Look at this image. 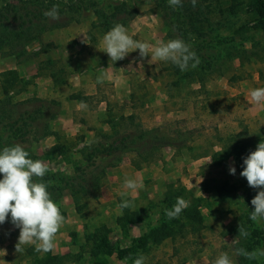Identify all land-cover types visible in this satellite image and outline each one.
<instances>
[{
	"label": "rangeland",
	"instance_id": "374dc122",
	"mask_svg": "<svg viewBox=\"0 0 264 264\" xmlns=\"http://www.w3.org/2000/svg\"><path fill=\"white\" fill-rule=\"evenodd\" d=\"M11 1L0 0V7ZM94 1L107 14L116 1L136 6L138 14L125 26L135 39L155 44L179 37L198 57L210 61L219 51L228 53L212 71H201L203 61L186 71L171 62H149L151 56L142 58L139 50L113 63L102 51V38L109 30L100 17L86 12L77 23L44 32L27 45L26 57L0 55V73H17L9 93L14 102L39 98L61 104V113L50 123L57 137H46L28 149L30 158L61 174L57 179L73 175L89 146L101 141L102 135L158 127L169 137L174 130L182 133L181 142L152 150L148 160L127 153L104 173L93 171L84 187L61 188L60 181H51L49 187L61 192L52 198L66 223L56 237V248L48 253L59 264H128L122 251L158 226L178 195L190 202L187 209L199 212L200 223L186 221L180 214L181 229L158 243H141L135 258L143 254L146 264H214L221 252H228L238 264L243 256L233 251L245 249L253 228L262 235L263 249L264 222H253L251 227L246 217L255 188L240 175L243 159L264 141V107L250 97L251 89L264 87V32L253 28L260 18L249 13L251 1L240 0L241 7L222 26H217L218 17L210 24L191 18L188 29L185 23L178 25L183 15L168 0ZM102 68L107 75L97 83ZM81 102L87 107H79ZM54 145L58 150L51 152ZM127 164L131 167L124 177L113 174ZM230 166L236 168L235 175L230 174ZM126 178L139 179L143 187L132 194L123 187ZM121 192L128 195L122 198ZM122 199H130L133 206L120 209ZM134 216L135 223L129 220ZM239 225L250 233L247 238L239 237ZM19 231L10 215L0 225V251L6 252H0V264H38L46 256L34 245H23L17 253Z\"/></svg>",
	"mask_w": 264,
	"mask_h": 264
},
{
	"label": "trees",
	"instance_id": "16d2710c",
	"mask_svg": "<svg viewBox=\"0 0 264 264\" xmlns=\"http://www.w3.org/2000/svg\"><path fill=\"white\" fill-rule=\"evenodd\" d=\"M250 1L253 7L249 13L258 15V18H260L253 28L264 32V1ZM156 4L159 6V3L156 2ZM54 5H58L61 17L59 21H53L44 16V12L50 10ZM182 5V7H177L179 15H183L181 19L183 21H179L178 25L182 26V23H185L187 29L191 23V18L202 24L206 21L210 24L212 19L218 17V23L220 24L217 26H222L231 17L229 15L235 14L238 8L241 7L240 0H197L195 7L192 6L190 0H182ZM86 12H92L94 15L100 17L104 28L110 30L116 23L126 26L138 14V8L126 3V1H116L111 4V12L107 14L100 4L94 0H12L0 7V55L22 59L28 54L26 51L27 45L39 40L44 32L60 28L70 22L77 23ZM165 14L167 17H174L176 20L175 16H168V12L165 11ZM175 22H172V25ZM174 27L177 26L175 25ZM199 39L203 40V36L199 35ZM230 39L233 40L234 38ZM210 45H213V43ZM235 51V48L234 50L231 49L229 54ZM227 53L225 50V52L219 51L213 54L214 59L212 61L199 56L200 62L203 61V64L199 65V68L202 69L201 71H204L205 68L212 71L216 67L218 59H221ZM16 82L17 73L15 71L0 73V89L3 94V97L0 99V150L4 146L20 143L25 145L28 151L29 146L34 142H38L46 137H57V133L51 129L50 123L61 113V104L53 99L43 100L39 98H29L14 102L9 93L14 89ZM71 99L78 101L83 98L71 96ZM101 137V141L89 146V151L83 157V163L75 167L73 175L62 176L60 179H57L61 174L49 171L43 178V182L60 181L61 188L74 185L84 187V183L90 173L93 171L104 173L108 168L113 167L119 162L127 153H134L148 160L152 150H157L162 146H172L182 141L181 131L174 130L169 137L159 127L151 130L140 129L136 134H121L118 131H114L109 135H102ZM57 150L58 148L55 145L50 148L51 152H56ZM57 154L59 155L60 153ZM48 190L52 195L57 194L53 198H57L61 194V192H55L57 190L54 186L49 187ZM257 192L258 190L255 188L253 191L254 197ZM170 201H172V197L165 199L167 208L170 205ZM253 207L250 203L246 213L247 221L251 227H253V221L249 217L251 211H253ZM181 214H183L181 217L186 218V221L191 223L199 224L201 221L199 212L196 209L186 208ZM137 219L136 216L129 218L134 223L137 222ZM174 225L179 226V218L169 219L164 216V219L158 226L150 229L140 239L132 240L131 245L122 251L123 258L126 259L128 264H133L135 253L141 243L148 240L158 243L165 238L172 237L174 231L182 228V226L173 228ZM262 239L260 232L258 233L253 228L250 243H248L245 249L251 252L256 248H262L263 244L260 243ZM102 244L105 249L108 248L106 242H102ZM248 261L251 260L244 256L239 257L238 264H248ZM254 261V264H264V258H260L258 262L257 260ZM37 262L38 264H59L58 258L49 253Z\"/></svg>",
	"mask_w": 264,
	"mask_h": 264
},
{
	"label": "clouds",
	"instance_id": "9594fccd",
	"mask_svg": "<svg viewBox=\"0 0 264 264\" xmlns=\"http://www.w3.org/2000/svg\"><path fill=\"white\" fill-rule=\"evenodd\" d=\"M168 2L172 7L183 6L182 0H168ZM190 2L193 7L197 4V0ZM44 16L59 21L61 17L58 5L45 11ZM135 50H139V56L142 58L150 55L149 62H171L181 71L188 70L189 65L195 69L200 64V59L191 49V45L179 37L166 42L157 40L153 44L133 38L123 24L116 23L102 38V51L109 56L110 62L123 60ZM103 69L97 78V83L104 82L107 74ZM250 97L256 106L264 107V87L251 89ZM79 107L86 108L87 105L81 102ZM49 171L48 163L30 158L25 145L15 143L0 150V174L3 176L0 179V225L4 224L10 215L11 223L20 230L15 245L17 253L24 250L23 245H34L37 252L53 251L56 248V237L66 223L60 205L53 200L48 190L52 182H43ZM229 172L235 175L236 168L230 166ZM240 175L246 178L248 186L260 189L251 200L254 211H251L249 218L254 223L261 224L264 222V141L258 143L256 149L243 159V170ZM123 187L135 194L143 185L139 179L126 178ZM120 195L123 198L128 192H121ZM240 200L244 203L243 199ZM189 204L188 200L178 197L173 208L166 209L165 214L169 219L179 218ZM132 206L130 199H122L118 205L122 210ZM238 231L239 237L247 238L250 235L240 225ZM0 252L6 255L5 251ZM233 255L259 260L264 258V249L257 248L249 252L244 248H236ZM146 260L147 257L141 254L134 259L133 264H146ZM214 264H236V262L228 252H221L214 260Z\"/></svg>",
	"mask_w": 264,
	"mask_h": 264
},
{
	"label": "crops",
	"instance_id": "0c3cea01",
	"mask_svg": "<svg viewBox=\"0 0 264 264\" xmlns=\"http://www.w3.org/2000/svg\"><path fill=\"white\" fill-rule=\"evenodd\" d=\"M62 112H63V108H62ZM53 144H51V146H52ZM134 166V165H133ZM127 167H129V168H127ZM130 164H127V165H123V166H119V168H117V169H115V171L113 172V174L116 176V177H119L120 178V176H122V177H124V174H125V169L127 170V171H130Z\"/></svg>",
	"mask_w": 264,
	"mask_h": 264
}]
</instances>
